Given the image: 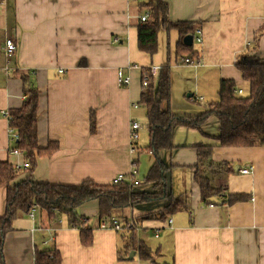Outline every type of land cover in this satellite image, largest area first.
Instances as JSON below:
<instances>
[{
  "label": "crops",
  "instance_id": "0c3cea01",
  "mask_svg": "<svg viewBox=\"0 0 264 264\" xmlns=\"http://www.w3.org/2000/svg\"><path fill=\"white\" fill-rule=\"evenodd\" d=\"M163 1L168 7V21L199 23L196 29L202 32V43L191 45L193 52L199 53L196 66L180 62L187 53L176 54L180 41L176 30L158 31L154 55L138 50L136 26L147 13L138 11V4L146 0H3L0 162L19 165L25 161L23 155L9 152V121L3 112L21 107V76L26 72H33L31 80L39 93L38 148H45L50 141L58 144L51 157L37 158L32 178L36 183L54 186H77L87 180L110 184L118 174L129 172L131 160L137 162V181L146 176L154 158L138 151L147 145L148 138L141 144L138 137L132 144L135 151L129 153L130 122H137L141 129L137 113L144 117L138 106L143 93L139 77L144 68L169 66L170 110L177 116H197L216 102L221 80L234 81L237 90L246 95L247 84L234 64L239 56L254 49L258 32L251 55L264 61V0ZM6 39H12L16 46L10 57L4 52ZM127 67L124 72L131 76V83L120 86L116 71ZM176 86L180 99L174 95ZM90 117L94 119L91 132ZM214 119L209 118L200 132L175 128L174 149L161 151L158 156L170 168L165 173L168 192L184 197L187 210L163 220L143 216L161 211L165 200L139 202L127 210L126 218L136 219L140 228L137 239L152 251L159 250L154 264H264V146L217 147L210 139L217 134ZM181 129L197 133L187 137L184 132L181 137ZM197 144L214 146L213 163L226 162L238 169L208 177L225 198L240 200L227 204L220 195L215 204L200 202L193 180L197 164L193 146ZM140 156L145 159V173L139 171ZM240 169L251 173L241 174ZM27 175L23 170L11 186ZM133 192L150 194L152 187L139 184ZM5 207L6 189L0 188V217ZM97 212L96 202L85 203L77 210L92 228V244L87 247L81 245L79 231L68 227L63 215L51 224L39 208L33 218L18 217L3 242L4 264H34L35 251L48 248L59 252L61 264H150L140 263L134 256L118 261L116 232L98 229Z\"/></svg>",
  "mask_w": 264,
  "mask_h": 264
},
{
  "label": "trees",
  "instance_id": "16d2710c",
  "mask_svg": "<svg viewBox=\"0 0 264 264\" xmlns=\"http://www.w3.org/2000/svg\"><path fill=\"white\" fill-rule=\"evenodd\" d=\"M3 0H0V3ZM144 10L148 18L139 22L137 28L138 50L152 56L157 49V33L162 28L165 31L176 30L180 41L176 46V54L187 53L191 62L199 58V53L193 52L192 46L187 47L182 40L185 36H193L199 23L170 22L167 18L168 7L163 0H146L138 4V11ZM254 36V49L258 35ZM253 50H247L239 56L234 64L240 72L242 80L247 84V94L237 93L236 84L232 80H221L218 89V100L208 104L197 116H177L170 110V69L166 65L159 69L155 79L150 78L146 90L140 96L138 106L144 111L147 145L138 154H151L154 158L146 176L138 180V184L151 185L150 194H137L127 182L112 181L107 185H97L92 181H83L77 186H54L46 183H36L32 173L38 157H51L58 150L57 142L50 141L43 149L37 144V113L38 89L31 80L33 72L23 73L22 105L10 110L9 127L18 134L17 150L21 151L28 163L27 177L11 186L23 171L14 168L8 162H0V188L6 189V207L0 217V264H4L2 246L5 236L12 231V222L20 216L27 215L33 205H36L47 218L48 224L56 221L58 216L66 218L68 227L79 231L82 246L92 244V228L78 215V208L88 202H96L98 219H117L123 227L116 232L118 261H129L130 252L141 263L154 264L159 250L152 251L142 240L137 239L133 230L126 229L127 210L139 202L166 201L165 207L156 214L143 216L144 219L163 220L167 215H173L187 210L184 197H174L167 190L165 173L167 168L158 158L161 151L174 149L172 143L173 131L177 127L194 129L200 132L201 126L211 117L217 121V134L210 137L216 141L217 147L249 148L264 146V61L251 55ZM179 59V58H178ZM176 63H180L179 60ZM93 117H90V132L94 130ZM213 145L197 144L193 146L197 153V164L193 180L198 187L200 202L208 205L211 198L219 199L227 204L235 203L240 197L225 198L220 188H214L208 175L235 173L238 169L226 162L213 163L211 151ZM136 168V160L133 161ZM219 197V198H218ZM225 198V199H224ZM134 223L137 220L132 217ZM138 225V224H137ZM34 264H61L59 252L54 248L39 250L34 253Z\"/></svg>",
  "mask_w": 264,
  "mask_h": 264
},
{
  "label": "built area",
  "instance_id": "2783aa9c",
  "mask_svg": "<svg viewBox=\"0 0 264 264\" xmlns=\"http://www.w3.org/2000/svg\"><path fill=\"white\" fill-rule=\"evenodd\" d=\"M130 2H135L138 3L140 2V0H128ZM148 18V13L143 14L140 18L139 21L140 22H144L146 21ZM193 43L200 45L202 42V32L200 29H196L194 32V36H193ZM16 50V46L14 44V41L12 39H6L4 41V52L5 54L10 57L11 55L14 54ZM180 62L182 64H192L194 66H196V61L195 62H191L188 57H183L180 59ZM125 69H129V67L127 68H122V69H118L116 71V81L120 86H124V87H128L131 83V76L128 73H125L124 70ZM158 70L159 68L157 66H150L148 68H144L143 70H141V74L139 77V82L141 85V88L143 89L142 91L146 90V87L149 83L150 78H155L158 74ZM62 71H59V73H61ZM238 94L241 93L240 90L237 91ZM133 107L135 108L136 105H133ZM3 116L5 118L8 119L9 121V113L8 112H3ZM140 130V125L135 122V121H131L130 122V148H129V153L132 154L135 149L133 148V142H136L138 140V132ZM8 134H9V142L11 145V148L9 149V152L11 154H20L23 155L21 151L17 150L16 148V141L18 140V134L12 129V128H8ZM134 160H131L130 163V170L127 174H118L115 179L113 180L114 182H127L129 183L130 186L135 187L138 184V181L136 179V175H137V170L134 166L133 163ZM14 168H18V169H22V170H27L29 165L26 161H24L23 163L19 164V165H13ZM239 172L241 174H250L251 171L249 169H240ZM37 209L36 205H33L32 208L30 209L29 213L27 214V216L29 218H33L34 217V213ZM168 223H171V219H168ZM98 229H110L113 230L115 232L119 231L120 229H122L123 224L122 222H120V220L118 221L117 219H102L98 222L97 225ZM126 229L128 230H133L135 232V234L137 235V233L139 232L140 228L137 224L134 223L133 219L131 216H129L127 218V221L125 222V226Z\"/></svg>",
  "mask_w": 264,
  "mask_h": 264
},
{
  "label": "rangeland",
  "instance_id": "374dc122",
  "mask_svg": "<svg viewBox=\"0 0 264 264\" xmlns=\"http://www.w3.org/2000/svg\"><path fill=\"white\" fill-rule=\"evenodd\" d=\"M186 65H189V66H193L192 64H186ZM176 74V73H175ZM139 84H140V82H139ZM140 88H141V85H140ZM141 90H143L142 88H141ZM175 93H176V95H177V98H179V92H178V90H177V86H176V89H175V92H174V95H175ZM174 99H175V96H174ZM180 99V98H179ZM203 103H206V101H204V102H202V104ZM204 106V105H203ZM137 118H139V123L141 124V129L139 130V132H138V135H139V137H140V143L141 144H144V142H145V139H146V137H147V133H146V129H145V122H144V117L142 116V114L141 113H137ZM215 120V119H214ZM208 129V131H212L209 127L207 128ZM184 132H186V134H187V137L188 136H192L193 134H196L197 132H195V133H191V131H188L187 132V130H185V129H181V130H179L178 131V133H179V136H181V137H184V135H182ZM146 143H147V141H146ZM144 156V155H143ZM143 156H140L139 157V160H140V162H141V166L139 165V171H141L140 173H145V172H143V171H145L146 169H145V159H142V158H144Z\"/></svg>",
  "mask_w": 264,
  "mask_h": 264
},
{
  "label": "water",
  "instance_id": "95a60500",
  "mask_svg": "<svg viewBox=\"0 0 264 264\" xmlns=\"http://www.w3.org/2000/svg\"><path fill=\"white\" fill-rule=\"evenodd\" d=\"M192 40H193V37L192 36H185L182 40L183 44L187 47H190L192 45ZM187 97H190V94L187 95ZM236 169V168H235ZM217 201L214 199V198H211L208 200V203L210 204H215ZM135 252H130L129 256H128V259H132L133 256H134Z\"/></svg>",
  "mask_w": 264,
  "mask_h": 264
},
{
  "label": "bare ground",
  "instance_id": "6f19581e",
  "mask_svg": "<svg viewBox=\"0 0 264 264\" xmlns=\"http://www.w3.org/2000/svg\"><path fill=\"white\" fill-rule=\"evenodd\" d=\"M202 43V42H201ZM109 220V219H108Z\"/></svg>",
  "mask_w": 264,
  "mask_h": 264
}]
</instances>
